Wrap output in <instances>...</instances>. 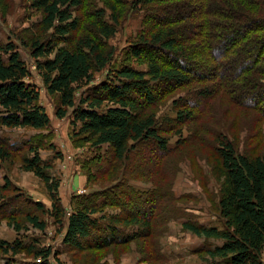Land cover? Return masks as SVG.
Instances as JSON below:
<instances>
[{
	"label": "trees",
	"instance_id": "trees-1",
	"mask_svg": "<svg viewBox=\"0 0 264 264\" xmlns=\"http://www.w3.org/2000/svg\"><path fill=\"white\" fill-rule=\"evenodd\" d=\"M27 6L40 12L41 21L33 25L35 31L31 30L24 42L47 93L58 101L56 117L65 119L72 110L75 144L97 150L107 147L111 152L94 172H104L102 180L118 183L148 176L153 166H147L144 159L150 160L134 154L141 146L155 145L162 161L172 155L175 150L170 149L166 137L169 129L158 124L154 111H147L178 92L187 91L192 100L179 97L173 101L178 112L172 125L191 124V141H206L198 134L202 126L195 127L202 118L194 117L192 111L207 114L211 101L219 95L238 109L259 113L264 120V0H27ZM141 12L143 29L124 50L127 62L134 59L145 69L124 62L109 69L116 55L111 39L130 14ZM101 72L106 75L96 82ZM31 78L32 72L16 43L0 44V130L42 132L51 127L52 119L40 103L41 93ZM260 134L261 130L255 137ZM214 137L213 151L223 179L218 200L222 226L185 222L183 228L199 238L221 241L220 246L204 251L220 264H264V154L250 150L240 153L226 134ZM40 149L36 137L19 146L9 145L0 137V163L25 152L23 169L45 183L52 200L48 210L35 202L36 212L8 210L10 215L25 214L26 223L44 233L48 223L42 215L46 214L58 232L64 233V246L80 253L156 237L152 214L159 211L156 203L161 193L151 195L155 204L148 214L143 210L144 200L134 196L137 193L133 185L124 180L108 188L112 197L100 200L85 195L72 199L68 215L59 195L60 183L47 173L51 164L42 159ZM135 158L140 160L138 165ZM121 169V176H115ZM5 180L0 186V200L7 191L18 190L7 177ZM166 191L164 188L165 202ZM129 195L130 203L137 208L135 212L124 200ZM21 197L16 194L14 198ZM28 201L33 202L25 200ZM4 205L7 208L10 204ZM107 208H123L126 216H107ZM5 219L19 234L22 221L18 223L0 213V224ZM118 225H136L142 231L139 228L131 235H123ZM35 242L0 239V252L25 254L40 259V264H50L52 249ZM155 256H148V260L158 262L159 255Z\"/></svg>",
	"mask_w": 264,
	"mask_h": 264
},
{
	"label": "rangeland",
	"instance_id": "rangeland-1",
	"mask_svg": "<svg viewBox=\"0 0 264 264\" xmlns=\"http://www.w3.org/2000/svg\"><path fill=\"white\" fill-rule=\"evenodd\" d=\"M87 10H90L89 6ZM142 15V12L130 14L119 28L116 36L111 39L110 44L116 49V55L109 69L118 68L123 62L139 70L145 69V65L139 64L134 59H129L127 62L124 50L143 29ZM40 21V12L31 10L27 6V0H0V44L13 41L19 47L23 60L32 72L31 81L41 93L40 103L52 119L51 127L48 130L41 132L32 129L4 128L0 130V137L9 145L16 144L18 146L31 137L37 138L41 147L39 152L42 159L49 165L51 164L47 173L60 183L59 195L64 201V205L67 206L68 214H70L71 208H73L71 206L72 199L85 195H91L100 200L104 196L112 197L111 194L107 193L108 188L115 186L114 183L117 180H104V178L102 180L104 172L94 174L105 159L111 155V152L107 147L97 150L88 145L79 147L75 144L72 134L73 127L71 126L72 110H69L65 119L56 117L58 101L47 93L25 43L27 42L26 38L32 32L31 30L35 31L33 25L35 24L36 27ZM105 75L104 72L98 73L96 82L102 80ZM81 95L82 91L78 92L77 97L80 98ZM179 97L192 100V98H188L187 91L178 92L172 98L159 101L155 107L147 111L148 114L154 111L158 124L162 125L163 129H169V134L166 137L170 149L175 151L162 161L158 158L161 153L155 145L147 144L141 146L140 150L137 148L134 154L141 155L143 158L148 157L147 160L152 162L145 159L144 161L147 166L152 165L153 169L148 170L149 175L145 176L143 180L124 179L125 181L128 180V183L133 185V189L136 190L137 194L134 196L144 200L143 210L147 211L148 214L149 209L155 204L151 195L161 193L160 200L156 203L159 211L156 212L152 208L154 210L152 217L154 232H157L156 237L146 241L137 239L126 246H116L107 250L80 253L73 248L64 246V233L58 232L53 220L46 214L42 215V218L48 223V228L44 233L35 230L26 223L25 214L21 216L18 213L10 215L8 210L33 213L36 209L35 202L41 203L47 210L52 205L51 196L45 183L33 173L23 169L22 157L25 155L23 152V155L13 154L11 161L0 163V186L4 185L5 177H7L18 189L4 193L5 195L0 200L2 207L0 213L8 215L10 220L12 218L17 219L18 223L22 221V230L18 234L13 229V223H9L6 219L3 220L0 224V239L8 242L19 239V241L29 244L36 243L37 240L40 242L38 244L40 247L52 249L54 254L50 264H220V260L208 258L204 255V251L207 247L220 246L222 242L199 238L184 230L183 223L190 222L207 227L222 226L218 200L223 179L218 166V157L213 151L212 141L215 139V135L224 134L225 136L226 134L234 142L240 153H246L247 150H250L257 155H263L264 120L259 118V113L238 109L225 96L219 95L212 100L213 103L211 101L210 106H212L207 114L198 112V109L192 111L194 117L202 118L200 122L198 120L195 127L202 126L198 134L203 135L206 141H191L188 132L191 124L172 125L178 112L177 109H174L173 101ZM193 104L199 103L193 102ZM259 130L262 134L255 137ZM45 135H49V137ZM181 136L184 137L182 141H180ZM139 161L135 158L136 165ZM155 161H158V164H154ZM121 171L123 170L116 171L117 175L115 176L120 177ZM124 180H120L116 184ZM164 188L167 189V202L164 201ZM125 189L128 190L129 188ZM16 194H21L22 197L19 200L15 199ZM26 199H31L33 202H25ZM131 199L132 197L129 195L124 200L128 202V208L135 212L137 208L130 203ZM16 200L18 201L16 202ZM7 202L10 205L13 202L14 204L12 206L7 205L6 208L4 204ZM160 210L163 211L162 214ZM105 212L107 216H111V213H120L122 218L126 216L123 208H107ZM159 214L161 215L157 219ZM118 227L123 235H131L140 228L136 225H118ZM141 231L140 228L139 232L141 233ZM155 253L159 255V261L151 263L148 256L154 255L156 258ZM7 261H11L13 264H40L32 256L25 254L12 256L0 252V264H7Z\"/></svg>",
	"mask_w": 264,
	"mask_h": 264
},
{
	"label": "crops",
	"instance_id": "crops-1",
	"mask_svg": "<svg viewBox=\"0 0 264 264\" xmlns=\"http://www.w3.org/2000/svg\"><path fill=\"white\" fill-rule=\"evenodd\" d=\"M62 203H63V205H64V201L62 200ZM65 206V208L67 209V206H66V204L64 205Z\"/></svg>",
	"mask_w": 264,
	"mask_h": 264
},
{
	"label": "built area",
	"instance_id": "built-area-1",
	"mask_svg": "<svg viewBox=\"0 0 264 264\" xmlns=\"http://www.w3.org/2000/svg\"><path fill=\"white\" fill-rule=\"evenodd\" d=\"M38 262L40 263V262H41V260L39 259V260H38Z\"/></svg>",
	"mask_w": 264,
	"mask_h": 264
}]
</instances>
